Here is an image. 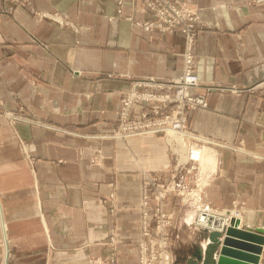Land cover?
<instances>
[{
    "label": "crops",
    "instance_id": "0c3cea01",
    "mask_svg": "<svg viewBox=\"0 0 264 264\" xmlns=\"http://www.w3.org/2000/svg\"><path fill=\"white\" fill-rule=\"evenodd\" d=\"M182 1L207 89L189 127L251 151L203 147L186 212L240 209L242 227L264 236V0ZM149 16L142 0H0V264H137L141 174L169 157L159 135H107L121 90L175 77L185 52L184 35L147 27ZM19 107L29 120L12 125L1 112ZM188 229L182 257L199 264L205 231Z\"/></svg>",
    "mask_w": 264,
    "mask_h": 264
},
{
    "label": "built area",
    "instance_id": "2783aa9c",
    "mask_svg": "<svg viewBox=\"0 0 264 264\" xmlns=\"http://www.w3.org/2000/svg\"><path fill=\"white\" fill-rule=\"evenodd\" d=\"M150 16L143 24L155 27L160 32H180L185 38V52L181 72L172 78L160 79L148 77L134 79L121 90L120 104L115 111L118 122L116 136L127 138L146 133L163 132L170 136L168 144H174L177 149L184 148L181 138L193 136L188 131L187 120L191 111L198 106H207V89L200 91V80L194 69L192 46L195 39V19L193 10L182 0H142ZM204 142H210L208 139ZM181 141V142H180ZM211 143V142H210ZM187 155L193 159V152L198 146H188ZM197 161V160H195ZM152 179H156L154 176ZM236 211V210H235ZM240 213V211H236ZM143 235H151L148 224H144ZM154 241V242H153ZM162 246V241L151 240L146 251L145 243L137 245L138 264H148V260L160 257V253L152 246ZM114 256L109 257L113 264Z\"/></svg>",
    "mask_w": 264,
    "mask_h": 264
},
{
    "label": "rangeland",
    "instance_id": "374dc122",
    "mask_svg": "<svg viewBox=\"0 0 264 264\" xmlns=\"http://www.w3.org/2000/svg\"><path fill=\"white\" fill-rule=\"evenodd\" d=\"M120 99L121 96L119 97V104ZM22 109V107H19L16 111L5 110L1 113L8 119L10 124L14 125L18 121L29 120L27 115L23 113ZM189 117L190 115L188 116L187 120L188 131L191 132L193 136H184L181 138V141L184 142L185 139L188 146H198L199 150L197 148L196 150H194V153L200 156V158H198V161L188 158L185 142L183 144L184 148H181L179 144V147L177 149L174 144H168L166 138H169L170 136H167V134H164L163 132L134 135H159L166 147V152L169 157L165 169H163L162 171H153L151 173L143 172L140 179V236L135 243L136 249L138 251L137 245H139L140 242L146 244L145 250L147 251L150 248L151 240L156 239L160 242L162 241V246H152L153 250L156 249L160 253V257H154L153 259L148 260V264H185L184 257L182 256L184 254H187L189 248H191L192 239H194V235L188 228L192 225H200L203 222V212L201 211L204 209H211L216 212L224 211L223 217L228 215L230 211H235V208L232 210H227L223 209V207L208 205L195 208L194 215H188L189 213L186 212V205L193 201L194 186L197 181H200V179L202 178L201 173H199L198 169L199 164L202 162V160H204L203 158L207 153L206 150H202L203 147H211L212 149L213 146L216 147V145H219L217 146L219 147V149L228 148L233 151H239L242 153H251V151H249L250 148L242 145V143H220L214 141L213 139H210L209 137L192 132L189 127ZM114 119L115 127L111 131V133L107 135L108 137L120 140L134 137L130 136L127 138H123L116 136V131L118 130V122L116 120L115 113ZM201 137L208 139L211 143L204 142V139H201ZM217 147L216 149H218ZM254 156L259 160H264V152L255 153ZM154 176L156 177V179H152ZM116 196L117 192L116 189H114L110 190L103 199V202H106L108 204L110 211L116 209ZM236 211H240V209H237ZM199 212L201 213L199 214ZM238 214L240 216V221L238 219V223H240V227L242 228L244 215H241L240 213ZM144 224H148V229H151V235H143ZM1 230L2 235H4L2 224ZM3 242L5 241L3 240ZM260 255L262 256L260 257L261 264H264V246L262 247V252Z\"/></svg>",
    "mask_w": 264,
    "mask_h": 264
},
{
    "label": "water",
    "instance_id": "95a60500",
    "mask_svg": "<svg viewBox=\"0 0 264 264\" xmlns=\"http://www.w3.org/2000/svg\"><path fill=\"white\" fill-rule=\"evenodd\" d=\"M204 231L207 244L199 264H258L264 242V236L259 230L229 225L223 238L219 230ZM193 264L196 263L193 261Z\"/></svg>",
    "mask_w": 264,
    "mask_h": 264
},
{
    "label": "bare ground",
    "instance_id": "6f19581e",
    "mask_svg": "<svg viewBox=\"0 0 264 264\" xmlns=\"http://www.w3.org/2000/svg\"><path fill=\"white\" fill-rule=\"evenodd\" d=\"M198 158H200V156L193 152V159L198 161ZM206 159H205V161H206ZM200 160H202V159H200ZM202 162H203V160H202ZM201 212H203V222L200 225H197V226L199 228L203 229V231L206 230V229H208V230L209 229H215V230L221 231L222 235H225L224 232H225V230L227 229V227L229 225L230 226H235V227H238V228L240 227V223H238V219H239L240 216H239L238 213H235L236 211H230L229 214L224 216V217H223L224 211L216 212V211H213L211 209H204ZM201 212H199V214ZM239 221H240V219H239ZM205 235H207V234H205ZM261 252H262V250H261ZM261 252L259 253V262H258V264H261V261H260V257H262L260 255Z\"/></svg>",
    "mask_w": 264,
    "mask_h": 264
}]
</instances>
